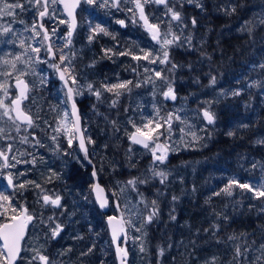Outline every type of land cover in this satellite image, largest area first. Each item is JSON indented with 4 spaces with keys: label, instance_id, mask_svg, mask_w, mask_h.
Wrapping results in <instances>:
<instances>
[{
    "label": "trees",
    "instance_id": "trees-1",
    "mask_svg": "<svg viewBox=\"0 0 264 264\" xmlns=\"http://www.w3.org/2000/svg\"><path fill=\"white\" fill-rule=\"evenodd\" d=\"M201 2L203 9L197 8L195 4H188L184 9L187 34L193 38L192 46L171 51L173 61L180 66L171 74L178 95L175 105L185 106L188 110L179 115L183 123L174 121V128L182 136L186 150L168 162L182 176L181 182L172 185L175 192H171V189L166 191L170 194L169 201L173 196L178 197L171 206L176 219H170V215L162 210L159 219L150 225L151 264H206L208 258L213 257L216 258V264H264L261 249L264 245L262 202L248 199L249 194H242L240 189H235L232 197L213 195L233 177L241 182H264V143H257L264 141V102L259 91V79L264 73V68L260 67L264 64V24L260 23V17L264 14V0ZM85 6L89 5L83 3L81 9ZM233 8L235 11H232ZM101 11L98 10V13ZM88 12L83 10L82 13ZM23 15L31 23L32 12ZM80 17L82 21L86 19L82 15ZM191 18L197 20L194 28ZM248 21L253 22L251 32L245 30ZM90 25L95 26L92 23L83 28L87 37L90 35ZM127 32L119 31L108 36L101 34L97 39L100 43L103 38V44H108L111 37L110 48L117 52L123 51L133 45ZM112 36H115V40ZM94 40L96 44H92L96 48L97 42ZM78 57V67L85 71L78 74L85 85L92 83L101 88L104 83L132 80L129 68L136 61L128 56L114 55L109 59L105 54L102 58L99 55L92 69L88 66L84 68L83 57ZM85 58L90 60L89 55ZM211 76L219 81L218 86H212ZM41 87L40 104L36 103V110L43 102L45 89L51 92L49 85ZM150 90L134 88L130 94L119 98L116 107L110 106L113 95L103 92L101 99L97 100L95 113L101 115L104 127L99 137L98 129L94 131L89 125L91 119L86 109H83V103L78 102L83 129H86L85 136H90L95 142L88 145L90 158L107 191L111 187L103 177L99 161L107 159L108 154L103 156L99 147L107 146L105 153L114 155L116 150L120 166L127 168L123 166L124 160H128L126 150L130 146L126 133L134 131L128 121L132 119L140 124L139 120H145L147 116L142 107L140 111L143 115H137L139 111L135 109L134 99ZM233 91H239L240 94L234 96L231 94ZM203 109L214 113L216 119L213 125H207L204 121L201 114ZM38 117L44 119L42 114ZM181 128L184 132L180 131ZM191 132L201 139L193 140ZM229 132L234 135L229 136ZM207 135L209 141L206 140ZM131 147L136 148L134 152L145 156H133L136 164L133 169H144L152 158L145 154L144 149L135 145ZM53 149L55 152L52 155L47 152L49 157L56 159L53 172L56 176L52 177L51 183L46 181L52 174L46 173H40L38 179L29 180L38 181L44 188L63 197V205L67 209L63 225L66 233L71 231L74 234L66 259L71 264H117L105 223L106 215L101 214L93 200L89 177L91 168L63 155V150L58 152ZM54 211L58 212L57 209ZM225 216L227 219H224ZM215 225H219L218 230ZM128 232L130 239L131 232ZM228 237L235 239L229 240ZM237 246L242 251L247 248L245 256H235ZM161 247L164 248L163 256L158 255ZM127 248L131 258L133 244L127 242Z\"/></svg>",
    "mask_w": 264,
    "mask_h": 264
},
{
    "label": "snow or ice",
    "instance_id": "snow-or-ice-1",
    "mask_svg": "<svg viewBox=\"0 0 264 264\" xmlns=\"http://www.w3.org/2000/svg\"><path fill=\"white\" fill-rule=\"evenodd\" d=\"M185 2L195 4L196 7L201 9L204 7L201 0H185ZM82 3L101 8L111 7L117 10H120L121 4L132 5V7L126 9L131 14L129 21L144 28L151 41L154 42L153 46L145 49L134 43L123 51L117 52L112 48H106L103 51L109 59L115 55L128 56L136 62L145 61L146 65L143 66V73L146 75L143 79H138L135 82L130 79L113 84L104 83L101 88H97L92 83L81 84L77 66L74 63L77 54L73 50V37L78 27L76 10ZM57 5L62 6V11L57 8ZM149 5L163 6V16H156L146 11ZM180 7H182V4ZM232 11H235V8ZM27 12H32L30 24L21 18L22 14ZM62 16L66 18H62ZM0 20L4 21L0 23V43L16 46L18 40V47L21 50L15 53L9 51L4 56H0V94H2L0 95V140L5 141V144L0 146V161H2L0 163V174H3V170L16 168V165L20 163H31L33 165L36 163V156L27 149L23 152H19L18 149L16 151L20 157L31 156V160L18 159L15 154L10 156L9 154L14 151V144L10 141H15L19 137L20 144H26L32 148L45 147L35 132V129L39 127L36 122L39 117L34 116L31 110V105L35 104V99L32 96L35 85L30 84L26 79L30 75H37L35 66L38 64H47L58 74L59 80L63 83L65 96L63 103H70L71 116L74 118L71 126H69L67 122L69 113L65 111L63 118L53 131L57 134L64 132L67 135L68 148H72L74 141H76L80 151L83 152V160L88 164H91L92 161L89 158L87 145L95 142L90 136L85 137L84 135L86 129L81 126V116L75 99L82 96L85 89L97 100L101 99L103 92L112 94L114 99L111 100V107H116L119 98L126 93L130 94L134 88L152 85L153 95H155L157 81H161L162 87L165 89L160 92L165 100L176 101L178 98L171 74L180 66L173 61L171 49L173 46L183 47L185 44L191 47L192 36L191 34H184L188 29V23L174 0H0ZM47 21H52L51 27L47 25ZM17 23L24 26L23 32L31 33L28 39L35 43H28L25 38H22L23 32H19L14 27ZM116 23L122 27L126 26L125 20H117ZM260 23L264 24V18L260 20ZM252 24V21L246 22L245 30L251 32ZM61 25L65 26L66 29L63 33H61ZM196 25L197 20L192 18L191 26L194 28ZM89 27V42L101 34L105 36L112 35L100 24H96L94 27L90 25ZM174 27L180 29L179 33L173 30ZM112 38L115 39V36H112ZM57 41H61V43H57ZM42 51L46 54L45 57H41ZM147 65H163L164 67H148ZM90 66H94V62ZM138 67H140L139 63L132 68V71L137 72ZM260 67L264 68V64H261ZM137 75H140V73L137 72ZM46 82L47 77L40 75V84L44 85ZM216 82V77L211 76L210 83L214 85ZM231 94L235 96L239 95L240 92L233 91ZM202 115L208 124L215 123L216 117L210 110L204 109ZM173 120H180L183 123L179 115L167 112L162 116L160 115V109L157 108L154 117L141 121L140 124L132 119L128 121L134 129V131L126 133L130 141L127 150L129 167H136L133 162L134 149L131 145L141 146L151 154L152 159L147 169L148 174L129 178L124 182V187L120 189L121 192H124L126 188L130 187L141 197L139 203L143 205V211L133 213L139 217V223L131 219L125 220L123 217L108 216L107 218L112 242L116 245L119 264H127L129 255L127 248L128 229L131 228L135 232L141 233L140 236L132 237V239L133 241H141L140 251L144 252L143 237L147 235L146 229L159 219L158 197L162 193L158 190L157 198L148 200L139 191V185L148 184L154 179H158L161 185H165L168 180L169 173L164 171L161 165H166L169 154L176 151L175 147L167 142L171 140L174 131ZM112 123L115 126V121ZM4 125H7V129ZM244 127H247V125H244ZM22 130L24 134L20 135ZM13 131L16 136L12 135ZM180 131L184 132V129L181 128ZM190 134L193 140L201 139L195 132ZM228 135L232 136L234 133L229 132ZM51 140L56 143V150L59 151L58 135H53ZM257 143H264V141H257ZM64 154L69 155L70 153L65 151ZM255 166L253 165V167ZM26 174L22 171L16 173L9 171L4 174L7 186L13 189V193L17 189L27 190L29 187H33L40 190L37 193V203H41L42 207L50 206L53 209H64L63 197L60 194L44 188L36 181L19 180L17 182L19 177ZM96 175L97 172L94 169L92 176L96 177ZM53 176H56V173H52V176H49L46 182L51 183ZM92 188L96 193V200L99 202L100 208L107 207L108 200L103 195L104 189L100 187L99 183L93 184ZM235 189L242 190V194H249L247 198L250 200L261 201L262 206H264V182L261 181L241 182L233 177L227 181L220 191L214 192L213 195L232 197ZM13 199L14 195H5L0 192V217L5 218L4 222L0 223V264H18V262L25 260L26 264H55V261L43 250V246L31 249L33 254L28 258L24 257L22 253L25 249L22 247L21 242L25 238L29 224H32L35 220H39L42 225L47 227L48 233H50V235L46 233L48 239L59 237L64 225L57 221L55 213L45 220L42 215L38 217L34 213H30L28 208L23 205L14 206ZM177 199L176 196L172 197L173 201ZM116 206L119 207V204ZM9 212H11V215H8ZM169 215L170 219H176L172 213ZM224 219H227V217L225 216ZM214 227L217 230L219 229V225ZM121 237H123V240H121ZM228 239L232 240L235 237H228ZM261 249L262 256H264V245L261 246ZM91 250L89 249V251ZM246 252L247 248L242 251L237 246L235 256H245ZM158 253L163 256L164 248H159ZM206 264H216V258L213 257L211 261H206Z\"/></svg>",
    "mask_w": 264,
    "mask_h": 264
},
{
    "label": "rangeland",
    "instance_id": "rangeland-1",
    "mask_svg": "<svg viewBox=\"0 0 264 264\" xmlns=\"http://www.w3.org/2000/svg\"><path fill=\"white\" fill-rule=\"evenodd\" d=\"M174 2L177 3V7H178L179 6L178 4L184 3L185 0H174ZM125 6H127L128 8L132 7L131 4H121L120 10H117L116 8H111V7H108V8L111 12H114V15H117V16L123 15L122 18L128 22L129 34L133 35L135 38V41H136L135 44H138L140 47H143L145 49L151 48L154 42L151 41L148 33H146L139 24H132L129 21V17L131 16V14L126 11ZM57 8L60 9L59 5H57ZM147 9L150 11L151 14H154L156 16H163L164 14L163 7H160V6L149 5ZM62 18L64 17L62 16ZM262 18H264V14L263 16L260 17V20ZM24 20L27 23H29L27 19H24ZM115 20L116 18L114 17V22ZM3 22L4 21L0 20V23H3ZM47 25L51 27L52 21H47ZM14 27L19 32H23V27H24L23 25L17 23L14 25ZM62 28H65V26L61 25L60 29ZM83 30L84 29H82L81 31ZM173 30L177 33H179L180 31V29L177 27H174ZM184 34L188 35L187 30L185 31ZM30 36H31V33L23 32L22 38H25L28 43H35L32 40L28 39ZM81 36H82V33L77 34V44L79 43V38ZM192 41H193V38H192ZM18 44H19L18 40H17L16 46L0 43V56H4L5 53L9 51L13 53L21 51L18 47ZM185 46H188V45L185 44ZM175 48H178V47L173 46L172 49H175ZM40 55L41 57H45L46 54L42 51ZM78 61H79V57L77 56V59L74 60V63L76 64L77 71L79 72ZM137 64L138 63L135 62V64H132L129 68V72H132V76L130 75L132 80L142 79L146 75L143 73V66L146 65L145 61L140 62L139 63L140 67L137 68V72L140 73V75H137V72L132 71V68L136 67ZM147 66L148 67H160V68L164 67L163 65H147ZM35 67H36L37 75H30L26 79L30 82V84L35 85V89L32 92V96L35 99V104L31 105L32 114L34 116L35 114L36 116H39L42 114V116L44 117V119H41L39 117V119L36 121L39 127L35 129V132H36L37 137L41 140V142L45 145V147L32 148L29 145L20 144L19 137H17L15 141H10L14 144V151L13 153L9 154L10 156L15 154L17 155L18 159L31 160L32 159L31 156L20 157L18 152L16 151L18 149L19 152H23L27 149L29 152H32L34 156H36V163L35 165L31 163H28V164L20 163L16 165V168L3 170V174H0V192H3L5 195H14V199H13L14 206L16 205L26 206L29 208L30 213H34L38 217L42 215L45 220L47 219L48 216L53 215L55 213L57 217V221L63 224V218L67 211V209L65 208V205H64V209H60V211L58 212L52 211L50 207H42L41 203L34 205L33 200L27 201V195L30 193L37 194L40 191L39 189L29 187L27 190L17 189L15 190V193H13L10 187L7 186V182L4 179V174H6L9 171L13 173H16L18 171L27 173L25 176L19 177L17 182H19V180H24V177L32 173L52 174L56 167V164H55L56 159L52 158L51 156H50V159H48L47 152L52 155V152H54L53 148L56 149V143H54L51 140V137L53 135H58L59 151L63 150L61 152L63 155H65L64 153L65 151H67L70 154L65 155V156L73 158V160L78 162L79 164H85L83 162V156L79 152L76 142L74 141L72 148H68L67 135L64 132L57 134L53 131V129L57 127L58 124L60 123L65 111L69 113V116L67 118V122L69 126H71V122H72V118L70 114V106L69 104L63 103V101L65 100L64 90H63V86L61 82H59L57 79L56 72L54 71V69L49 67L47 64H38ZM40 75H44L47 77V82L43 86L47 87V85H49V87L51 88V92H47L48 89L47 88L45 89L43 102L41 106H38L36 110V103L38 102V104H40L39 96H40V90L42 89L41 84H40ZM216 81H217L216 84L214 85L212 84L213 87H216L219 85V81L218 80ZM81 84H84V83L81 82ZM160 84H162V82L157 81L155 95H153L152 85H146L144 87L138 88L140 91L151 89L149 92H147V94H143L142 96L140 95L136 96L134 99L135 105H136L135 109L139 111V114L137 115H140V116L143 115L142 111H140L141 107L145 109L144 114L147 115L146 119L145 120L140 119L139 123L141 121H146L147 119L154 117L157 108L160 109V115L162 116L165 115L167 112H173L177 115L188 112L185 106L171 104V107H169V104L164 100L163 96L160 95V92L165 90L160 86ZM259 86H260L259 91L262 92V101L264 102V73L261 75V78L259 79ZM92 98H96V97L91 95L85 89L84 94L82 96L76 97V100L78 102L83 103V109L84 110L86 109L88 113L87 116H89L91 119V123H89V125L91 129H93L94 131H95V128L98 129V137H99L102 132L101 128H104V127H103L101 115L95 114L97 112V109H96L97 99L93 100ZM40 107H41V110L39 111ZM44 111L46 112L45 116L43 115ZM45 121H47V123H45ZM174 121L175 120H173L172 122L174 131L171 136V140L167 142L170 143L173 147H175L176 151L171 152L169 154L168 160L173 158L176 154L180 153L181 151L186 150L184 147V140L182 136L180 134H177L174 128ZM4 127H6L7 129V125H4ZM29 131H32V130H29ZM23 134L24 133L22 130L20 135H23ZM12 135L16 136V133L13 131ZM206 140L207 141L210 140L209 135L206 136ZM4 144H5V141L0 140V146H3ZM99 148L102 149L103 156L108 154L107 159L106 158L100 159L99 162H100V168H101L103 177L106 180V182L109 184V186L111 187L108 191L109 198L111 201V213L115 216H121L125 220L131 219L134 222L139 223V217L137 215H134L133 213L143 211V205L139 203L141 197L137 194V192L133 191L130 187L126 188L124 192H121L120 189L124 187V182H126L129 179L128 176H131V175L143 176V175L148 174L147 169L151 161L147 164V166L144 169L135 170L129 167L128 165L129 161L125 159L123 166L127 168L123 169L120 166L121 161L117 159L116 150L115 151L113 150L115 152V155H114L111 153H105L107 146L102 145ZM116 148L117 146L115 145L114 149ZM133 149L136 151L135 147H133ZM145 154L150 156V159L152 158L151 154L147 150H145ZM126 155H127V150H126ZM134 155H140L142 158H145V156L140 153L134 152L133 156ZM0 163H2V161H0ZM161 168L164 171L169 173V177L165 185H161L158 179H154V180H151L148 184L139 185V191L143 193V196L145 198H147L148 200H151V199L157 198V191L159 190V192L162 193V195H159L158 197L160 211L163 210L169 216L170 213H173V211L171 210V206L174 204L175 201H173L172 199H170V201L168 200V196L170 194L169 192H166V191L171 189V192H173L175 188H173L172 190V185L177 182H181L182 176L177 170H173V168H171V166L168 165V162L166 163V165H161ZM36 182L38 183V181ZM21 192H22V195H21ZM117 204H119V207L116 206ZM4 219L5 218L0 217V223L4 222ZM149 228H150V225L146 229L147 231L146 237H143V243L145 247L144 252L140 251L141 241H133L132 239V237L140 236L141 233L135 232L131 228L128 229L131 232V238L128 239V242L133 244V247H134L133 253L131 254V258L129 260L130 264H151V248H150V243H149V230L150 229ZM46 233L50 235V233H48L47 227L42 225L39 222V220H35L30 228L28 237L24 242L23 248L25 249V251L22 253V255L28 258L33 254L31 252V249L43 246V250H45L46 254H48L55 261V264H71L69 260H67L66 258L69 255V249H70L71 242L74 240V234L71 231H67V233H64L61 236V238L59 239V242H55L53 239H48V235H46ZM61 253H65V254H61ZM211 260L212 258L210 259L208 258L207 261H211ZM18 264H26V260L20 261L18 262Z\"/></svg>",
    "mask_w": 264,
    "mask_h": 264
},
{
    "label": "flooded vegetation",
    "instance_id": "flooded-vegetation-1",
    "mask_svg": "<svg viewBox=\"0 0 264 264\" xmlns=\"http://www.w3.org/2000/svg\"><path fill=\"white\" fill-rule=\"evenodd\" d=\"M82 4L77 10L78 28L76 30V33H75L74 37H73V41H74L73 42V50L77 54L75 60L77 59L78 55L82 56L83 57V63L82 64H84V68L86 66H88L90 69H92L93 67H95V62L98 61L97 56L99 57V55H100L101 58H102V56H104L103 49L111 47V46H109V44H110L109 40H111V37L108 39V42H109L108 44H103V38H102V42L99 43V39H97V38L100 35L96 36L95 39H96V42H97V46L95 48V46L92 44V43L96 44L95 40L93 39L91 42H89L88 37H87V32L85 31V29L83 31H81L83 29V27L85 26V28H86L88 26V24H92V23H93V25L100 24V25L105 26V28L108 30L109 33L116 34L119 31H123V32L129 31V26H128V22L125 19L122 18L123 15L122 16L114 15V12H111L108 7L101 8V7H98V6L89 5V6H85L83 9H81L82 8ZM181 4H182V7H180ZM178 5H179L178 9L182 12L184 18H186L185 15H184V9L189 6L188 3L184 2V3H180ZM59 7H60V9L62 11V6H59ZM160 7H163V6H160ZM127 8L128 7L125 6V9H127ZM83 10H88L89 12L84 14V13H82ZM98 10H103V11H101V13H98ZM146 11H148L150 13V11L147 8H146ZM81 15H82V17H84L86 19L82 21L81 17H80ZM25 16L26 15H22V18L26 19ZM63 17L66 18L65 16H63ZM114 17L116 18L115 22H114ZM91 19H94V20H91ZM117 20H125L126 21V28L122 29L118 25V23H116ZM79 28H80V30H79ZM65 30H66L65 28H62L61 29V33H63ZM78 33H80V34L82 33V36L79 38V43L77 44V34ZM127 36L129 38H131V41H132L131 44H134L136 42L134 36L129 34V32H127ZM53 39L55 40V37ZM113 40H115V39H113ZM57 43H61V41H57ZM87 55H89V59H90L89 61L85 58V56H87ZM90 61L94 62V66H90V65H93V62H90ZM91 71H93V70H91ZM79 72H85V71L79 69ZM54 152H52V153H54ZM48 159H50L49 156H48ZM83 162L85 163V164H82L84 167H85L86 164L88 165V163L86 161L83 160ZM39 174H37V173L29 174L26 177H24V180H28V179H31V178L38 179L40 177ZM41 174H43V173H41ZM90 182H91V174H90ZM10 189L13 191L12 188H10ZM37 199H38L37 194H28L27 195V201L33 200L34 201V205L38 204L37 203ZM62 203H63V199H62ZM28 210H29V208H28ZM51 210L54 211L53 208H51ZM57 210L60 211V209H57ZM29 212H30V210H29ZM64 233H66L65 227H64V230L61 232L60 236L58 237V239L57 240L53 239V240L55 242H59V239L61 238V236Z\"/></svg>",
    "mask_w": 264,
    "mask_h": 264
},
{
    "label": "water",
    "instance_id": "water-1",
    "mask_svg": "<svg viewBox=\"0 0 264 264\" xmlns=\"http://www.w3.org/2000/svg\"><path fill=\"white\" fill-rule=\"evenodd\" d=\"M77 10H78V8H77ZM77 10H76V14H77ZM77 20H78V19H77ZM118 25H119L122 29H125V28H126V26H123V27H122L120 24H118ZM77 28H78V27H77ZM76 30H77V29H76ZM75 33H76V32H75ZM74 35H75V34H74ZM56 76H57L58 81L61 82V81L59 80V77H58V74H57V73H56ZM61 84H62V86H63V83H62V82H61ZM177 97H178V95H177ZM75 99H76V98H75ZM164 100H165V99H164ZM165 101H166L168 104H175V103H177L178 98H177L176 101H171V100H165ZM76 102H77V107H78V109H79V114H80V116H81V111H80V107H79L78 101L76 100ZM69 105H70V103H69ZM203 110H204V109H203ZM203 110H202V111H203ZM202 111H201V114H202ZM70 114H71V105H70ZM202 117H203V115H202ZM71 118H72V120L74 119L72 116H71ZM203 119H204V118H203ZM204 121L206 122L207 125H213V124H208L207 121H206L205 119H204ZM81 126H82V128H83V120H82V116H81ZM84 135H85V133H84ZM85 137H86V136H85ZM75 142H76V141H75ZM76 145H77V147H78V143H77V142H76ZM135 146H138V147L142 148V147L139 146V145H135ZM87 147H88V145H87ZM142 149H143V148H142ZM78 150H79V152L81 153V155L83 156V152L80 151L79 147H78ZM88 153H89V147H88ZM168 157H169V156H168ZM89 158H90V154H89ZM90 159H91V158H90ZM91 161H92V160H91ZM167 162H169V160H168ZM88 166L91 168V173H90V174H91V182H92V185H93V184H96V183H99L100 187L104 189V193H103V195H104V196L107 198V200H108V206L105 207V208H103V209H101V208H100V205H99V202L96 200V193H95V191L93 190V188H91V192H92L93 200H94V202H95V204H96L98 210L101 212V214L106 215L105 223H106V226H107V229H108V233H109V237H110V240H111V243H112V247H113V250H114V254H115V258H116V262H117V264H119V260L117 259V255H116V245L113 244V242H112L111 232H110V229H109L108 224H107V218H108V216H115V215H113V214L111 213V201H110V198H109V194H108V191H107L106 187L101 183L98 173H97L96 177H93V176H92V172H93L94 169H95V171L97 172V169H96L94 163L92 162L91 164H88ZM116 217L120 218L121 216H116ZM33 223H34V221H33ZM33 223H32V224H33ZM32 224H29L28 229H27V231H26L25 238H24V240L21 242L22 247H23V245H24L25 240L27 239V237H28V235H29L30 227L32 226ZM63 230H64V229H63ZM57 239H58V237H57L56 239H54V240H57ZM121 240H123V237H121ZM129 260H130V254L128 255V258H127V264H129Z\"/></svg>",
    "mask_w": 264,
    "mask_h": 264
},
{
    "label": "bare ground",
    "instance_id": "bare-ground-1",
    "mask_svg": "<svg viewBox=\"0 0 264 264\" xmlns=\"http://www.w3.org/2000/svg\"><path fill=\"white\" fill-rule=\"evenodd\" d=\"M177 94V93H176Z\"/></svg>",
    "mask_w": 264,
    "mask_h": 264
}]
</instances>
